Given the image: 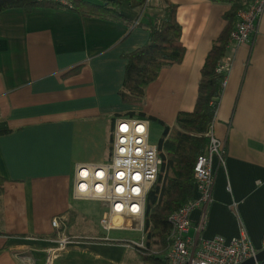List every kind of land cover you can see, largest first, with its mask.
I'll return each mask as SVG.
<instances>
[{
    "label": "crops",
    "instance_id": "obj_1",
    "mask_svg": "<svg viewBox=\"0 0 264 264\" xmlns=\"http://www.w3.org/2000/svg\"><path fill=\"white\" fill-rule=\"evenodd\" d=\"M172 1L185 53L161 68L141 105L120 94L125 55L147 43L145 24L161 16L163 0L136 8L123 0V20L50 6L0 12V264H43L58 232L54 217L65 221V232L72 223L70 234L81 238L54 264H143L135 249L116 240L131 238L121 235L126 230L104 239L99 219L75 202L74 172L76 164L110 160L117 118L143 112L172 126L178 112L193 109L201 67L231 4ZM226 55L231 66L213 121L225 142V163L213 160L212 201L200 236L229 239L244 226L258 247L264 233V10L251 41L229 45ZM147 121L149 131L155 121ZM198 218L192 210L191 238Z\"/></svg>",
    "mask_w": 264,
    "mask_h": 264
},
{
    "label": "built area",
    "instance_id": "obj_2",
    "mask_svg": "<svg viewBox=\"0 0 264 264\" xmlns=\"http://www.w3.org/2000/svg\"><path fill=\"white\" fill-rule=\"evenodd\" d=\"M37 1L71 6L69 0ZM263 10L264 0H251L247 7L238 11V20L230 33V46L251 41ZM230 66L231 57L224 55L216 71L225 79ZM207 136L206 151L198 156L194 166L196 197L169 217L172 233L165 255L168 264H240L264 249V233L257 247L244 226L229 239L221 235L209 239L200 236L212 201L213 160L216 158L220 164L225 163V142L214 134L213 124ZM161 166L158 144L149 142L148 121L137 117L117 118L112 130L110 160L99 164H76L72 196L77 200H93L100 204L102 213L99 227L104 232V239H110L108 233L112 230L137 232V238L116 240L136 251L145 249L146 196ZM194 209H198L199 218L195 225L196 235L191 238L188 232L191 227L190 213ZM51 224L58 232L53 239L54 246L46 250L43 264H54L69 245L81 239L66 234V224L62 218L54 217Z\"/></svg>",
    "mask_w": 264,
    "mask_h": 264
},
{
    "label": "trees",
    "instance_id": "obj_3",
    "mask_svg": "<svg viewBox=\"0 0 264 264\" xmlns=\"http://www.w3.org/2000/svg\"><path fill=\"white\" fill-rule=\"evenodd\" d=\"M69 1L70 7L37 0H0V12L14 6H20L25 11L37 6H50L70 9L81 16L123 20L120 13L123 0H101L99 3ZM125 1L130 7L136 8L143 6L147 0ZM210 1L228 2L231 6L223 15L226 24L213 41L201 67L193 109L178 112L172 126L143 112L128 113L129 117L155 121L163 128L158 142L162 166L145 202L146 248L137 251L143 264H168L165 255L172 233L169 217L196 197L194 166L198 156L206 151L209 140L207 133L215 119L224 81V76L216 71L217 64L231 44L230 33L238 20V11L251 2ZM163 2L161 16L145 24L149 30L147 43L125 55L127 63L120 94L126 103L141 105L145 99L146 86L157 78L161 68L183 59L185 48L181 42V25L176 18L178 4L172 0Z\"/></svg>",
    "mask_w": 264,
    "mask_h": 264
},
{
    "label": "rangeland",
    "instance_id": "obj_4",
    "mask_svg": "<svg viewBox=\"0 0 264 264\" xmlns=\"http://www.w3.org/2000/svg\"><path fill=\"white\" fill-rule=\"evenodd\" d=\"M162 127L160 125H158L155 122H150L149 124V142L151 144H158L160 136L162 134ZM77 204H79L82 207H89L90 208V215L92 217L93 221H97L101 215V208L99 207L98 203H95L93 201H88V200H76L75 201ZM78 222V221H77ZM95 223V222H93ZM70 225H68L66 234L72 236L71 234H73V231H75V229L73 228V226L71 227L72 223H69ZM78 224V223H77ZM85 223L83 222H79V224L77 226H83ZM77 230V229H76ZM71 233V234H70ZM121 235H125V236H129L131 238H137L138 237V233L137 232H132V231H124L121 232Z\"/></svg>",
    "mask_w": 264,
    "mask_h": 264
},
{
    "label": "water",
    "instance_id": "obj_5",
    "mask_svg": "<svg viewBox=\"0 0 264 264\" xmlns=\"http://www.w3.org/2000/svg\"><path fill=\"white\" fill-rule=\"evenodd\" d=\"M259 262L260 264L264 263V249L258 251L254 257H251L240 264H255Z\"/></svg>",
    "mask_w": 264,
    "mask_h": 264
}]
</instances>
